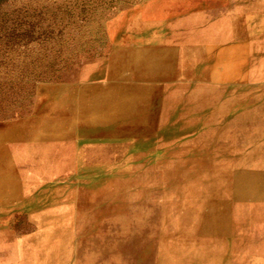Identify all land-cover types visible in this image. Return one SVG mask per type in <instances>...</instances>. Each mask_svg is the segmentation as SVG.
I'll use <instances>...</instances> for the list:
<instances>
[{
	"label": "rangeland",
	"instance_id": "rangeland-1",
	"mask_svg": "<svg viewBox=\"0 0 264 264\" xmlns=\"http://www.w3.org/2000/svg\"><path fill=\"white\" fill-rule=\"evenodd\" d=\"M148 1L0 0V124L29 121L49 89L80 88L100 78L120 44L140 40L127 25L113 33L109 23ZM247 8L236 15L249 17L252 43L237 40L224 58L220 48L209 47L201 62L187 67L160 64L151 51L142 59L148 64L123 79L146 84L148 97L112 115L116 125L54 131L69 134L63 143L82 146L88 160L108 150L112 166L103 175L89 169L73 177L82 190L118 177L121 168L126 177L145 179L107 188L99 198L108 205L105 212L97 204L84 218L122 217L118 232L134 241L145 235L161 240L146 254L164 249L155 258L165 264L176 235L196 249L194 263L185 257L186 264H264V28H258L264 7L251 0ZM218 50L234 64L214 65ZM165 107L174 111L161 119ZM62 112L75 115L71 106ZM79 132L84 138L77 141ZM29 213L11 206L0 229L18 238L35 232Z\"/></svg>",
	"mask_w": 264,
	"mask_h": 264
},
{
	"label": "bare ground",
	"instance_id": "bare-ground-1",
	"mask_svg": "<svg viewBox=\"0 0 264 264\" xmlns=\"http://www.w3.org/2000/svg\"><path fill=\"white\" fill-rule=\"evenodd\" d=\"M256 1L264 7V0ZM250 2L149 0L134 12H123L109 23L111 31L120 29V24L127 25L140 40L134 45L129 40L120 44L103 65L100 78L80 88L49 89L29 121L0 124V223L10 207L16 206L27 209L37 224L35 232L19 238L0 229V259H9L6 264H165L155 258L164 249L151 251L153 254L148 257L146 254L148 247H158L161 240L145 235L134 241L127 232H118L117 228L123 226L122 217H104L93 222L99 215L94 212L93 216L84 218L97 204L101 208L99 212H105L108 205L99 198L107 188L129 181L137 185L145 179L126 177L128 171L121 168L118 177L103 178L82 190L73 177L89 169H99L103 175L112 166L108 150L88 160L82 146L63 143L69 134L55 135L54 131L63 126L77 130L96 124H106L108 128L116 125L112 115L125 111L135 100L148 97L146 84L131 85L123 79L141 69L144 61L148 64L146 58L142 59L151 51L159 57L160 64L176 61L180 67H187L201 62L200 53H205L204 59L209 47L220 48L224 58L225 54H231L237 40L248 39L252 43V35H247L245 27L249 17L236 15L238 9L249 8ZM245 10L243 14L250 12ZM258 28H264V21ZM220 53L218 50L214 65L215 62L221 67L234 64L233 60H222ZM54 94L56 98L52 97ZM70 106L75 115L66 117L62 111ZM173 111L174 108L165 107L161 119H167ZM74 136L79 141L84 138L80 132ZM132 193L137 195V191ZM77 200L81 203L71 207ZM92 223L91 231H77ZM57 224L62 226L58 231ZM168 246L173 255L167 264H186L185 257L194 263L196 249L193 246L187 249L184 239L176 235L169 239ZM114 251L121 253L112 258Z\"/></svg>",
	"mask_w": 264,
	"mask_h": 264
}]
</instances>
